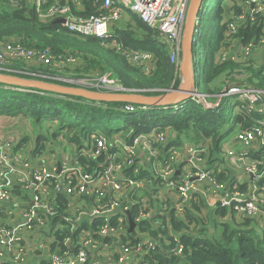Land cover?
<instances>
[{"label":"trees","instance_id":"1","mask_svg":"<svg viewBox=\"0 0 264 264\" xmlns=\"http://www.w3.org/2000/svg\"><path fill=\"white\" fill-rule=\"evenodd\" d=\"M103 1L77 0L76 3L74 0H48L44 8L58 2L69 5L73 14L87 17L105 11L101 7ZM240 1L202 0L198 9L199 17L197 16L192 44L193 50L197 44L201 51L199 59L194 63V72L197 73L196 69L201 72L196 90L204 96L202 99L189 97L176 105L151 107L129 102L89 100L75 95L0 83V115L20 116L29 121L35 130V152L49 149L45 142L49 138L54 140V137L61 133L68 144L76 145L79 164L90 172L96 171L98 163L103 159L84 154L95 144L96 137L104 135L112 138L118 135L132 141L135 136L150 133L152 130L157 132L156 134L167 130L175 133L176 139L170 140L166 150L172 149L173 146L181 147L186 143L203 148L206 165L214 169L212 166L216 161H224L222 145L233 137L236 128L250 129L253 120L264 118V114L257 111L248 114L242 107V102L235 96L223 97L215 105V94L220 92L222 85L237 84L264 90L262 63L254 59L257 64L250 60L251 57L244 56L237 60L229 58L222 62L217 61L221 49H230L233 45L241 49L247 43H251L254 48L264 43V22L258 23L259 18L242 27L237 34L228 33V21L232 14L240 11L237 5ZM6 2L8 0H0V44L21 43L27 48L45 51L46 55L50 56V62L45 65L28 64L17 59L9 65L13 71L0 72L68 86L73 85L19 71L63 76H90L111 72L125 88L145 95L161 94L163 91L152 89H175L180 83V69L170 62L167 45L159 40L154 30L127 8L120 6L119 19L112 21L110 28L113 36L99 38L74 34L56 22L55 18L44 20L34 11L29 0H23L22 5L16 8L5 6ZM117 5L113 4L110 8ZM214 17L219 19L217 23L214 22ZM131 50L150 54L148 70L131 61ZM68 57L74 61L66 62ZM243 62L253 65L244 66ZM237 69L244 79L231 78L230 75ZM223 72L225 77L230 78L217 81V77ZM211 81L216 84L211 86ZM145 89L150 92L144 91ZM203 100L210 104L203 103ZM126 106H132L133 110H125ZM226 106L230 108L228 112ZM27 139L24 138L21 144L26 143ZM21 144L19 146L23 147ZM171 151H164V156L160 157L163 158L162 161L168 158ZM255 156L264 158V148L255 152ZM148 167L142 168L140 163L137 179L147 184L151 188V195L157 198L164 180L155 175L158 171L155 159ZM133 168L134 165L124 166V172L133 176ZM215 172L219 180L226 178L222 171ZM174 177L178 182V176ZM147 194L149 195V192ZM140 199L138 203L130 206L134 221L140 210L148 211L152 206L157 215L136 220V228L130 234L127 233L120 239L107 240L134 244L139 239L137 234H145L156 240L158 247L143 256L160 264H264V232L256 230L251 219L238 220L236 223L231 220L224 223V226L218 223L216 225L212 215H198L197 212L201 209L199 202L191 203L183 212H177L165 199L158 200L155 204L149 202L148 198ZM56 207L58 215L54 220L64 223L62 231L58 232L62 235H57L56 239L60 248H64L62 237L69 234V225L61 219L67 210L65 195L57 198ZM219 210L221 214H226L225 209ZM230 215L234 216L232 212ZM120 216L123 221L126 220L125 214L120 213ZM156 218L161 222L158 225L154 224ZM211 225L214 232L210 234L208 227ZM90 226L95 228L96 224L83 220L70 234L72 243L77 240L80 230ZM174 237L184 247L180 255L169 252L176 244ZM65 247L72 249L69 245ZM40 264L50 263L46 259L41 260Z\"/></svg>","mask_w":264,"mask_h":264},{"label":"built area","instance_id":"2","mask_svg":"<svg viewBox=\"0 0 264 264\" xmlns=\"http://www.w3.org/2000/svg\"><path fill=\"white\" fill-rule=\"evenodd\" d=\"M23 0H8L5 6L11 8L20 7ZM191 0H104L102 8L105 11L87 17L75 15L71 12L67 4L53 3L44 8L48 0H29L34 11L44 20L52 18H64L60 23L70 32L88 37L109 38L113 36L110 25L112 21L119 19L121 15L120 6L127 8L149 28L154 30L159 40L165 43L170 54V62L179 67L181 57V39L184 31L185 17ZM75 2V0H74ZM118 4L110 8L111 5ZM239 12L232 14L228 21V33L236 34L240 27L256 21L257 17L264 16V0H241L238 3ZM252 45L242 47L235 55L239 57H249ZM34 57L40 63L50 62V56L45 51H36L27 48L21 43H11L0 46V71H13L9 65L12 59H24L34 53ZM131 61L146 62L151 60L147 52L131 50L129 55ZM234 56V57H235ZM222 61L225 55L221 56ZM239 59V58H238ZM138 60V61H137ZM235 60V59H233ZM74 61L73 58H66V62ZM27 62V61H26ZM141 66L144 67V64ZM26 68V67H24ZM145 70L148 68L144 67ZM2 72V73H3ZM38 77L50 78L54 81L65 82L73 86H78L90 90L122 92L129 90L123 88L121 82L111 74L90 75V76H63L58 74L47 75L41 72H25ZM28 74V75H29ZM66 78H71L69 81ZM217 103L228 96H235L242 102V107L249 113L258 111L264 113L263 107L258 106L261 101V90L253 88H243L240 85H230L223 89ZM204 97L195 90L190 98ZM215 104V105H216ZM176 105V104H175ZM125 110L132 111V106H126ZM143 135L133 138L131 142L119 136L107 138L100 135L95 138V144L88 149L89 157L99 158L104 156V163L98 164L95 172L85 170L77 157L72 159L73 165L64 159L61 162V169L57 172L54 157L47 156L40 162L31 165L21 150H15V141L9 135L0 138V257L4 254L9 258V252L15 245H19L20 253L15 258L4 261L5 264H16L25 256L35 255L47 259L50 264H86L89 257L98 254L107 256L118 255V262L129 264L131 254H137L140 250H154L156 241L148 238L139 243L120 244V241L99 242L95 237H108L120 239L126 234L122 224L123 218L120 216L119 208L127 209L132 203H138L139 181L135 175L139 172V166L135 164L136 147L142 145L150 150L149 140L145 141ZM156 141H162L163 135L158 134ZM64 139L62 138V142ZM241 144L246 151L234 150L231 143ZM224 145L231 160L247 161L248 171L253 175V183L247 193L240 188L230 189L223 187L222 182L217 181L208 169L203 168L205 158L202 156L203 148L199 146L187 145V169L181 183L171 181L172 188H177L181 198L188 199V191L195 189V183L204 179H211L212 185L222 193L220 205L230 209L235 215L242 218L251 219L254 224L264 232V187H260L258 182L264 179V160L253 157L254 153L264 147V118L253 120L252 127L246 130H238L232 138L226 140ZM117 147L118 151L111 149ZM12 148L15 154H11ZM66 150V149H65ZM20 153H19V152ZM68 151V150H66ZM133 176H128L123 172L124 166H133ZM122 170V173H121ZM18 184L21 191L18 193L13 186ZM68 194V215H62L61 219L69 222L78 221L81 217L98 219L103 217V224L96 225L92 234L88 230L79 233V244L75 252L65 248L71 243V236L65 235L61 241L64 248H60L55 231L58 226L50 227V221L58 215L56 197L58 194ZM93 200L91 208H88L85 199ZM148 211H140L136 220L149 216ZM118 218L117 223H112V218ZM76 221L69 222L75 224ZM80 221L77 222L76 226ZM40 228L41 231H35ZM73 227L70 226L72 232ZM60 236L61 233H58ZM100 246V247H99ZM99 247V248H98ZM183 245L179 242L169 249V252L180 255L183 252ZM137 252V253H136ZM94 257H98L95 255ZM135 256L134 264H158L149 262L147 259L138 261ZM93 264V263H92Z\"/></svg>","mask_w":264,"mask_h":264},{"label":"crops","instance_id":"3","mask_svg":"<svg viewBox=\"0 0 264 264\" xmlns=\"http://www.w3.org/2000/svg\"><path fill=\"white\" fill-rule=\"evenodd\" d=\"M75 2L77 3V0H75ZM258 18H260L259 22H264V16H259V17H257V19ZM233 46H235V45H233ZM233 46H232V48L228 49V53H226L225 49H221L220 56L225 55V57H226L225 60H227L229 58H231V60H232V58L237 54V52H239L238 48L237 47H233ZM252 48H253V45H252ZM253 50H255V47L253 48ZM249 57H251V56H249ZM225 60H223V61H225ZM263 62L264 61H262V63ZM230 85H234V84L226 85L225 88H227ZM248 87L253 88V89L256 88V87H253V86H245V87L243 86V88H248ZM219 90L221 92L223 89H219ZM259 90H261V89H259ZM260 94L262 96V98H261V106L260 107H263V109H264V90H261ZM215 95L217 96V93ZM252 112H254V111H251L249 113L247 112V113L251 114ZM17 117H19L20 119H24V118H21L20 116L0 115V121L3 122L2 124H6V123H4V121L6 119H15ZM27 122H29V121H27ZM2 124L0 125V138H3L6 135H9L10 137H12L14 139L15 143H16L15 144V150H21L22 151V155L26 156L27 161H29V163L31 165L40 162L42 159H46L47 156H52V157L55 158L54 161H56L57 172H59L60 169H61V162H62V164L65 162L64 159H66V161L69 162L68 164L73 165L74 162L72 161V159L77 157L76 156V152H78V149H77L75 144H73V147H72V144L63 145L62 138H64V137H63V135L61 133H58L54 137V140H49V139H51V138H49L45 142V145L49 149H45L42 152H35V148H36V145H35V130H34V127L32 125L31 126H32L33 131H34L33 137H29L28 135L25 136L23 134L24 137L21 138V137H19V134H22L21 131L17 132L14 128L12 129L11 128L12 125L3 126ZM238 130H240V129L236 128V130L234 131L233 135ZM156 133L157 132L152 130V132H150V133H142V134H140V135H143L145 137V138H143L145 141L149 140L148 144L150 145V150L147 149V148H144L142 145H138L136 147V150H135V153H136V156H137L136 159H135V164L138 165L139 168H140V163L142 165V168H144V167L149 168L148 166H149L150 162H152L155 159V165H156L157 170H158V171L155 172V175L161 177L162 180H164V181H163L162 186L158 190L159 193L157 194L158 197L156 198V197H153L151 195V188L147 184L142 183V181L137 179L139 181V183H140L139 187H138L139 188L138 189L139 198H137L138 201H140L141 200L140 198L143 197L145 200H147V198H148L149 202H152L153 204H155V203H157L158 200L165 199V200L169 201V203L172 206V208H174L177 212H183L184 209L188 205H190L191 203H198L199 202L201 204L200 205L201 209L198 210V212H197L198 215L201 216V217H205V216L207 217L208 215H212L213 216V221L216 222V225L218 223V224H221V225L223 224L222 226H224V223H228L231 220L234 223H236V221H238V220L247 219V218H242L240 216H237L233 212L232 213H233L234 216L230 215V212H231L230 209L222 207L220 205V197L222 196V193H221V191L219 189L215 188L212 185L213 182L209 178L201 180V181H197L195 183V189L188 191V199L186 201H184L181 198L180 194L178 193L177 188H172V186L169 183L171 181H173L174 183L177 181L175 179V177H174L175 175H177L178 178H179L178 179V184L181 183L182 180L184 179L185 171H186V169L188 167V165H187L186 147H187V145H192V144L186 143V144L182 145L181 147L177 148L176 146H173L172 149L170 148L169 150H166L165 147L170 142V140L171 139L172 140L176 139L175 133L171 132L170 130L158 133V134H162L163 135V140L162 141H156L155 140L156 136L158 135ZM114 136H118V135H114ZM138 136H135V137H138ZM26 137L28 138L27 142L21 144L23 142V139L26 138ZM122 139H124V138H122ZM128 142H131V141H128ZM182 142H183V140H182ZM224 143L222 145V153L224 154V157H225L226 160L224 159L223 162L216 161V163H214V165L212 166L214 169L209 168L206 165V160L203 162L202 166H203V168L208 169L210 171L211 175L217 181L222 182V184H224L223 185L224 188L228 187L230 189H233L235 187L240 188L238 186H245V187L240 188V190L243 191L244 193H247L249 188H250V186L252 185V183L254 181L253 175L248 171L247 161H240V160H234L233 161V160H231V158L227 154V151H226L227 147L224 145ZM20 144L23 147H20L19 146ZM263 148L264 147H262L261 149H263ZM65 149L68 150V151H66ZM15 150H14V148H12L11 154H15ZM114 150L118 151V148L115 147V148L111 149V151H114ZM170 150H172V151L170 152L168 158L165 159V161H162L163 158H160V157L164 156V151H166L168 153V151H170ZM234 150L242 151V152L246 151V149L239 143H237L234 146ZM203 152H204V149H203ZM202 156L204 157L203 153H202ZM101 157L103 159L98 164L106 165V163L103 162L105 157L104 156H101ZM253 157H256L255 153H254ZM78 159L79 158L77 157V161L79 162ZM260 159L264 160V158H260ZM137 160H138V162L136 163ZM58 162H59V165H60L59 169H58ZM180 164H182L181 167H180ZM128 167H131V166H128ZM214 170L215 171H219V172L222 171L224 176H226V178L222 179V180H219L216 177V175H215L216 172ZM225 170H227V172H225ZM123 172H124V169H123ZM121 173H122V170H121ZM124 173L127 175L126 172H124ZM138 175H139V172H138L137 175H135V177L137 178ZM258 185L260 187H264V179H262V180L260 179V181L258 182ZM13 189L16 192H18V193L21 191V187H19L18 184H15L13 186ZM147 192H149V195L147 194ZM62 195H65L67 197V205H68V200L70 199V198H68V194H64V193L58 194L57 197H56V201H57V198L59 196H62ZM85 200L87 201L88 208H91V206L93 204V200H91L90 198H87ZM133 204H135V203H132L131 205H133ZM130 206L127 209L119 208V212L121 214H125V216H126V220L122 221V224H123V226L125 227V230H126V234L127 233L128 234L132 233L135 230V228H136V220L134 221L133 217L131 216L133 221H134V228L132 229L131 232L128 231L129 222H128L126 211L128 210L130 212ZM263 207H264V205H263ZM219 209H225L226 210V214L225 215L221 214ZM139 212H138V214H139ZM148 212H149L150 215L145 217L144 219L149 218L151 215L153 217L155 215H157L156 214V209L153 206H152L151 210H148ZM64 215H68V212H65ZM130 215H131V213H130ZM83 220H87L91 224L95 223L97 226L98 225L100 226V225L103 224L104 218L103 217H99L98 219L93 220V219H89L87 217H84V218L81 217L78 220V221H80L78 223V225L81 224V222ZM72 221H76V219L75 220H71L69 222H72ZM78 221H76L75 224H71V223L65 221L69 225L68 226L69 227V232H68L69 234H66V235H70L73 231H75L77 229L78 225L76 226V224H77ZM111 222L114 223V224L117 223L118 222V218L117 217L112 218ZM159 223H161L160 220L158 218H156L154 220V224L158 225ZM63 224H64L63 222L55 221L54 219H52L50 221V227L58 226V229L55 231V236L58 235V232H60V230L62 231ZM252 225L255 227L256 230L257 229L261 230V228L258 227L256 224L252 223ZM70 226L73 227L72 228L73 229L72 232L70 231ZM93 229H95V228L90 226V227H88V228H86L84 230H88L92 234H94L92 232ZM35 231H41V229L37 228ZM81 231L82 230H80L79 233ZM212 231L210 232V227H208V232L210 234L212 233ZM137 236L139 237V239L136 240L135 243H139V242H142L144 240H147L146 238H148V239H150L152 241H156V240L151 239L148 236H145V234H141L140 236H139V234H137L136 237ZM63 237H65V235ZM63 237H62V240H63ZM107 239H108V237H101V236L94 238V240L99 242V244L101 242H107V241L109 242V240H107ZM174 240H175L176 243H178V242L180 243V241L177 240L176 238ZM78 244H79V234H78V238L75 241V243H72V240H71V243L68 244L69 246L72 247V249H68V250L75 252L76 249H77V245ZM120 244L122 246V245H125L127 243L124 242V241H120ZM156 247H158V242H157V246ZM147 252H149V251H147L146 249H143L142 251L140 250L138 253L136 252L137 254H135V253L131 254L129 264H134L135 256L138 258V261L146 259L143 255H145V253H147ZM18 253H20V247L17 244V245H15L13 250H11L9 252V258L5 254L0 257V264L5 263L4 261L9 260L10 258H15ZM98 253H99V251H97L94 255L89 257L87 262H86V264H92V263L93 264H122V263L118 262V255L119 254H117L116 256H111V255L107 256V255L98 254ZM95 255H98V257H94ZM41 260H46V259H43L42 257H37L34 254L33 255H28L27 254L24 259H21V261L17 262L16 264H40ZM153 260H151V261L148 260V261L152 262ZM154 262L158 263L156 260H154ZM158 264H160V263H158Z\"/></svg>","mask_w":264,"mask_h":264},{"label":"water","instance_id":"4","mask_svg":"<svg viewBox=\"0 0 264 264\" xmlns=\"http://www.w3.org/2000/svg\"><path fill=\"white\" fill-rule=\"evenodd\" d=\"M202 0H191L188 6L187 14L185 17L184 31L180 43L181 57H180V83L177 88L167 89L158 95H145L138 93L134 90H124L122 92H107L90 90L78 86H68L59 83L48 82L39 79L22 78L12 74H5L0 72V83L7 85H14L27 88H35L39 90L80 96L89 100L100 101H120L129 102L151 107L163 105H175L188 99L191 93L195 92L197 85V73L194 72V52H193V35L197 21V12ZM56 22L63 23L64 18H57ZM222 92H220L221 94ZM60 168L58 162V169ZM129 229L131 232L134 228V221L130 212L126 211Z\"/></svg>","mask_w":264,"mask_h":264},{"label":"rangeland","instance_id":"5","mask_svg":"<svg viewBox=\"0 0 264 264\" xmlns=\"http://www.w3.org/2000/svg\"><path fill=\"white\" fill-rule=\"evenodd\" d=\"M201 5V4H200ZM212 5H214V1L212 2ZM212 9H213V7H212ZM214 10V9H213ZM213 12H215V10L213 11ZM198 17H199V15H197ZM261 18V17H260ZM260 18H259V20H260ZM219 19L218 18H216V17H214V22H216L217 23V21H218ZM258 23H260V22H258ZM242 27H240L239 29H238V31H237V33L239 32V30L241 29ZM236 33V34H237ZM194 43H195V41H194ZM3 45H5L4 43H1L0 44V46H3ZM248 46V43L246 44V45H243V47L245 48V47H247ZM232 48V47H231ZM238 51H239V49H238ZM193 52H194V58H195V61H197V59H199V57H200V55H201V51H200V48H199V46L196 44V47H195V49L193 50ZM233 52V51H232ZM226 53H228V49H226ZM238 53V52H237ZM248 55H250L251 56V59L250 60H252V61H254V62H256V61H258V62H260V63H262V61H264V43H262V44H260V45H258V46H256L255 47V50H253V48H251V51L249 52V54ZM31 56H36V57H38V54L34 51V53L33 54H31L30 56H28L27 57V60H24V59H21V60H23L24 62H26L27 61V63L28 64H38V63H40V62H38L37 60H36V58H34V57H32V58H30ZM239 58V55H237V56H235V57H233L232 59H235V60H237ZM253 58V59H252ZM217 61H221L222 62V58H220V54L217 56ZM256 61H255V60ZM14 60H17V59H12V61H14ZM138 61V60H137ZM258 62H256L257 64H258ZM137 66H141L142 64H144V67H146V68H149V66H150V61H146V62H143V63H141V62H134ZM243 64H244V66H246V64H251V63H247V62H243ZM263 65H264V62L262 63ZM45 65V64H44ZM251 65H253V64H251ZM196 72H197V82L201 79V72H200V70H198V69H196L195 70ZM239 71V69H237L235 72H232L233 73V75H230L231 76V78L232 79H244L243 78V76L242 75H240V72H238ZM226 72V71H225ZM29 74V73H28ZM103 74H111V72H105V73H103ZM103 74H101V75H103ZM224 72L223 73H221L220 74V76L219 77H217V81H219V80H227V78H230V77H225L224 75ZM112 75V74H111ZM66 76H68V77H70V76H72V74H70V75H66ZM113 76V75H112ZM115 77V76H114ZM65 79H67L68 81L71 79V78H66L65 77ZM118 79V78H117ZM231 81H233V80H231ZM216 84V82L215 81H211L210 82V85L211 86H213V85H215ZM225 86L226 85H222L221 86V89H224L225 88ZM122 87L124 88V86L122 85ZM220 89V88H219ZM146 90H148V91H146ZM153 91L154 90H159V91H166L167 89H157V88H154V89H152ZM144 91H146V92H150V90L149 89H145ZM218 97H219V93H217V99H218ZM203 103H205V104H210V102H206V101H204L203 100ZM217 103V101L215 102V104ZM258 106H261V101H260V103H258V105L256 106V107H258ZM230 110V108L228 107V106H226V111L228 112ZM3 122L2 121H0V125L2 124ZM4 123H6V124H2L3 126H9V125H12V129L14 128L17 132L18 131H21L22 132V134H19V137H24V135L26 136V135H28L29 137H33V133H34V131H33V128H32V126H31V124L29 123V122H27V120L24 118V119H20L19 117H17V118H15V119H6L5 121H4ZM24 134V135H23ZM64 139V141H63V145H66V144H68L67 143V141H66V139L65 138H63ZM232 145H236V143H235V141H233L232 143H231ZM72 147H73V144H72ZM253 223V222H252ZM254 224V223H253ZM213 229H212V225L210 226V232L212 231ZM214 232V230L212 231V233Z\"/></svg>","mask_w":264,"mask_h":264}]
</instances>
